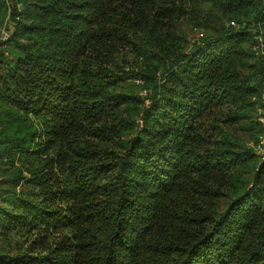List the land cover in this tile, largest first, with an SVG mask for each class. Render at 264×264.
<instances>
[{
	"label": "trees",
	"instance_id": "trees-1",
	"mask_svg": "<svg viewBox=\"0 0 264 264\" xmlns=\"http://www.w3.org/2000/svg\"><path fill=\"white\" fill-rule=\"evenodd\" d=\"M11 1L0 264H264V0Z\"/></svg>",
	"mask_w": 264,
	"mask_h": 264
},
{
	"label": "rangeland",
	"instance_id": "rangeland-1",
	"mask_svg": "<svg viewBox=\"0 0 264 264\" xmlns=\"http://www.w3.org/2000/svg\"><path fill=\"white\" fill-rule=\"evenodd\" d=\"M9 3H10V5H12V1L11 0H9ZM8 21V23H7V25L6 26H4V27H2L1 28V30L4 28L5 30H7V29H10V26L12 25V23H10V22H12V20H11V18H9V17H7L6 18V22ZM13 27V26H12ZM11 30V29H10ZM197 37H199V32L198 31H191V30H188V38H189V40L190 41H193V40H195V39H197ZM2 41V40H1ZM264 109V108H263ZM263 112H264V110H263ZM257 117H258V119H259V116H258V113H257ZM264 119V118H263ZM260 121H261V124H262V126H264V121H262L261 119H259ZM262 141H264V138H261V142L259 143V145L256 147V149H257V152L260 154H264V144L263 145H261V143H262ZM1 177H3L2 175H0ZM3 184V183H2ZM2 184H0V189H7L8 188V186H6V185H2ZM19 188V187H18ZM3 248V247H6V248H10V247H8L5 243H3L2 241H0V248Z\"/></svg>",
	"mask_w": 264,
	"mask_h": 264
},
{
	"label": "built area",
	"instance_id": "built-area-1",
	"mask_svg": "<svg viewBox=\"0 0 264 264\" xmlns=\"http://www.w3.org/2000/svg\"><path fill=\"white\" fill-rule=\"evenodd\" d=\"M232 25L235 24V22H231ZM10 37V29H7L5 30L4 28L1 30V33H0V41H5L7 40L8 38ZM260 46H263L262 44ZM262 99L264 101V93L262 94ZM263 108L259 107L258 110H257V113H258V116H259V119H261L262 121H264V112H263ZM264 144V141H262L261 145ZM0 180H1V177H0Z\"/></svg>",
	"mask_w": 264,
	"mask_h": 264
}]
</instances>
